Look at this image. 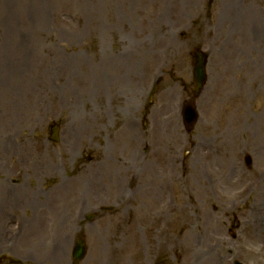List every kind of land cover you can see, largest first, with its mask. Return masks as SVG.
Returning a JSON list of instances; mask_svg holds the SVG:
<instances>
[{
    "label": "rangeland",
    "instance_id": "obj_1",
    "mask_svg": "<svg viewBox=\"0 0 264 264\" xmlns=\"http://www.w3.org/2000/svg\"><path fill=\"white\" fill-rule=\"evenodd\" d=\"M243 2L0 0V264H264V0Z\"/></svg>",
    "mask_w": 264,
    "mask_h": 264
},
{
    "label": "bare ground",
    "instance_id": "obj_2",
    "mask_svg": "<svg viewBox=\"0 0 264 264\" xmlns=\"http://www.w3.org/2000/svg\"><path fill=\"white\" fill-rule=\"evenodd\" d=\"M238 22L239 21H237L236 22V24H235V27L237 28V29H240V25L238 24ZM238 30H236V32H237ZM83 132V130L81 131V133ZM92 132H94L95 133V135H96V137H98V132H97V130H93ZM74 139L76 140V144L75 145H78L79 143H80V138L77 136V137H74ZM124 145V144H123ZM125 146V145H124ZM101 154V153H100ZM96 157H98V156H96ZM93 165H95V166H97L98 168H97V170L95 171V172H92V171H90L89 173H88V175H86V176H83V177H80L79 179H78V183H79V186L81 187V189H82V191L80 192L79 190H78V194L80 195V194H82V196H84L85 197V199L86 200H88V202H89V204H88V202L86 201V203H87V207H86V209L89 207V205L91 206L94 202H103V199H101L100 200V196H101V192H102V188H103V183H104V179L106 178V176L105 177H103V172H101V170L102 171H104L105 170V165L106 164H104V161L103 160H101L100 162H98V161H95L94 163H93ZM197 164H196V162H195V166H196ZM109 167L111 168H108V170L111 172V177H115V176H120V172L121 173H123L124 175H128L127 173H126V170H128V169H126V168H121L120 169V172H119V169H118V173H119V175L118 174H116V172H115V169L117 168H115L114 167V165H109ZM112 171H114L115 172V174H114V176H112ZM113 172V173H114ZM83 178V179H82ZM115 184H116V186L117 187H120L121 185H124V180L125 179H123V178H120V179H116V177H115ZM69 193L65 190L64 191V189L62 190V189H58V194L56 195V197H57V199H59V200H62V199H66L65 197L68 195ZM24 198H25V200H26V204H30V205H32L33 204V200L32 199H34V194L33 193H31V192H28V193H26L25 192V194H24ZM25 225V224H24ZM24 225L22 226V228L24 227ZM62 226H63V223H62ZM44 229V228H43ZM3 231H4V225H3V223L1 222L0 223V246L2 245V246H6V243L3 241ZM97 242H98V245H99V243H100V233H98V235H97ZM59 240H61V245L63 244V242H64V240H63V238H61L60 236H59ZM53 248H56V246H54ZM62 248L60 249V247H59V252L60 253H58V257H60L61 258V252H62Z\"/></svg>",
    "mask_w": 264,
    "mask_h": 264
},
{
    "label": "water",
    "instance_id": "obj_3",
    "mask_svg": "<svg viewBox=\"0 0 264 264\" xmlns=\"http://www.w3.org/2000/svg\"><path fill=\"white\" fill-rule=\"evenodd\" d=\"M205 65H206L205 58L200 53H198L195 62V81H196L195 95L196 96L201 92L206 82ZM191 104L192 103H189V120H190V125L192 126L196 122L197 115L193 105ZM83 254H84L83 248L80 245L75 254L76 258L77 259L81 258Z\"/></svg>",
    "mask_w": 264,
    "mask_h": 264
}]
</instances>
